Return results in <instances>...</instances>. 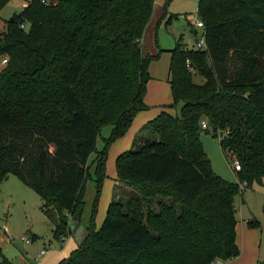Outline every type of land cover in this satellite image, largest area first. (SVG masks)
Here are the masks:
<instances>
[{
	"label": "trees",
	"instance_id": "obj_1",
	"mask_svg": "<svg viewBox=\"0 0 264 264\" xmlns=\"http://www.w3.org/2000/svg\"><path fill=\"white\" fill-rule=\"evenodd\" d=\"M171 1L163 0L165 24L176 17L167 14ZM153 2L27 0L0 31V182L14 174L34 189L56 220L53 237L63 239L79 221L93 165L89 223L58 264H211L239 254L237 181L264 179V0H198L204 46L187 47L179 35L163 49L154 34L157 52L148 53L141 36ZM165 50L166 106L181 102L179 112L160 110L141 126L147 134L116 155V180L132 191L112 197L96 228L108 149L147 108L148 63ZM105 124L110 133L97 149ZM202 131L219 135L221 150L239 161L235 181L213 171Z\"/></svg>",
	"mask_w": 264,
	"mask_h": 264
},
{
	"label": "rangeland",
	"instance_id": "obj_2",
	"mask_svg": "<svg viewBox=\"0 0 264 264\" xmlns=\"http://www.w3.org/2000/svg\"><path fill=\"white\" fill-rule=\"evenodd\" d=\"M27 0H8L0 8V31L4 30L6 19L16 13ZM158 5L151 14V23L146 31H143L141 43L144 51L148 53L156 52L155 45L160 48H172L176 38L181 35L182 41L187 47L196 46V38L202 32L201 27L191 25L193 20H198L196 4L198 0H172L167 6V14L173 17L169 24L161 22L157 17L162 12L163 0H156ZM150 19V20H151ZM190 22L191 24H188ZM149 23V22H148ZM146 28V27H145ZM145 30V29H144ZM150 32V35H147ZM154 34L156 44L154 42ZM156 49V50H155ZM167 53L161 52L159 57L152 59L148 63L150 78L146 82V93L143 101L147 103L146 109L140 110L135 120L116 142L112 143L108 149L105 160V177L102 180L101 188L96 202L94 224L98 228L105 215L107 205L112 197H124L132 190L116 181L115 158L118 153L129 149L135 138L146 135L147 128L141 126L150 118L157 114L158 109L166 110L170 113L178 114L181 102L173 107L162 106L171 100L168 86L163 85L165 80L164 73L168 66ZM0 65L1 59H0ZM193 81L202 83L203 77L199 74L193 75ZM164 96V98H163ZM163 99V100H161ZM159 104V105H157ZM158 106V107H157ZM152 114V115H151ZM148 117L140 124L135 131L133 128L139 116ZM151 115V116H150ZM110 124L103 125L99 130L96 147L100 149L103 145V137L109 135ZM219 135L214 136L210 131H202L200 139L213 171L226 180L235 181V174L232 170V154L222 151L218 139ZM94 157V153L89 155V161ZM90 177H87L83 188V207L79 216V221L74 223L69 221L71 233L63 239H56L52 235L55 225V218L48 217L41 209L42 199L34 189L22 183L14 174H7L0 182V251L13 264H58L67 257L70 251L76 247L85 233V226L89 223L91 209L96 194L95 180L93 175V165H90ZM116 181V182H115ZM241 197L243 200H241ZM236 219L244 217L255 218L259 221L256 227L257 233L254 245H257L259 252V262L264 263V215L262 204L264 202V179L258 183L253 181L250 187L239 195L235 196ZM9 238V239H8ZM27 239V241H25ZM46 249L37 261V252ZM1 259V257H0Z\"/></svg>",
	"mask_w": 264,
	"mask_h": 264
},
{
	"label": "crops",
	"instance_id": "obj_3",
	"mask_svg": "<svg viewBox=\"0 0 264 264\" xmlns=\"http://www.w3.org/2000/svg\"><path fill=\"white\" fill-rule=\"evenodd\" d=\"M157 5H158V3L155 0L154 6L156 7ZM160 15H161V13L159 14V16L156 19V20H158L157 23L159 22ZM151 21H152V19L148 21L149 23L146 24V26H145L146 28H145L144 31L147 30V28L150 25ZM150 34H151L150 32H147V35H150ZM155 48H156V46H155ZM163 49H169V47L163 48ZM143 51H144V49H143ZM144 52H147V51H144ZM156 52H157V50H156ZM156 52H152V53H156ZM162 52H164V51H162ZM165 53H167L168 59H169V52L165 50ZM167 68H168V66H167ZM167 74L168 73H167V70H166L165 73H164V75H163V76H165V80H163L164 81L163 85H165V87L168 86V90H169V83H168V80H167ZM163 98H164V96H163ZM161 100H163V99H161ZM170 101L171 100H169V102ZM169 102H167L165 104L161 103L160 106H159V108H162V106L167 105ZM145 104L147 106H149L147 103H145ZM157 105H159V104H157ZM160 110L161 109H158L157 113ZM139 113H140V111H138L135 114V116L133 117V120H132L131 124L135 120L136 115H138ZM145 116L146 115L139 116L138 120L135 122V126L133 128V131H135L136 128L140 124H142V122H144L148 118V117H145ZM131 124H130V126H131ZM127 131H128V129H127ZM117 139L114 140L112 143L116 142ZM115 174H116V172H115ZM234 174H235V180H236V173H235V171H234ZM115 180H116V178H115ZM241 200H243L242 197H241ZM248 218L249 217L247 216V217L242 218L241 220H237L236 225H235V241H236V243H237V245L239 247V254L236 257H233V258H229V259H226V260H219L221 264H256V262H259V252L257 251L258 248H257V245L256 244L254 245V242H256L255 237H256L257 229H256V227H248L247 226L246 220Z\"/></svg>",
	"mask_w": 264,
	"mask_h": 264
},
{
	"label": "built area",
	"instance_id": "obj_4",
	"mask_svg": "<svg viewBox=\"0 0 264 264\" xmlns=\"http://www.w3.org/2000/svg\"><path fill=\"white\" fill-rule=\"evenodd\" d=\"M193 25L197 26V27H202V24L200 22V20H193L192 22ZM204 46V37L202 32L200 33L199 37L196 38V46L195 47H203ZM6 61L5 58H1V63L4 64ZM201 126L202 127H206V121L204 119L201 120ZM232 170L233 171H237L240 169V163L236 158H232ZM237 185H238V189L240 192H244L247 189V183L245 180L242 181H237ZM9 239V238H8ZM25 241H27V239H25ZM46 249H41L37 252V257L34 258L35 261H37L39 259V257L45 253ZM211 264H221L219 260H215L213 261Z\"/></svg>",
	"mask_w": 264,
	"mask_h": 264
},
{
	"label": "water",
	"instance_id": "obj_5",
	"mask_svg": "<svg viewBox=\"0 0 264 264\" xmlns=\"http://www.w3.org/2000/svg\"><path fill=\"white\" fill-rule=\"evenodd\" d=\"M9 19H11V16L9 17Z\"/></svg>",
	"mask_w": 264,
	"mask_h": 264
}]
</instances>
